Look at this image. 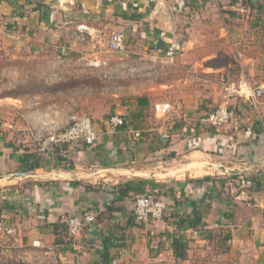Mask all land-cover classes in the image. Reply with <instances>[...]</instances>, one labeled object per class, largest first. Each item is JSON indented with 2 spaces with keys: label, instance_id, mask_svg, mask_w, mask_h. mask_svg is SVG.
I'll use <instances>...</instances> for the list:
<instances>
[{
  "label": "crops",
  "instance_id": "1",
  "mask_svg": "<svg viewBox=\"0 0 264 264\" xmlns=\"http://www.w3.org/2000/svg\"><path fill=\"white\" fill-rule=\"evenodd\" d=\"M42 3L0 1V116L11 125L0 127V218L15 227L1 264H169L178 236L264 264V95L226 90L264 86V0ZM78 24L95 34L76 40ZM114 31L124 51H109ZM176 40L182 54L165 57ZM225 101L233 117L210 127ZM72 115L90 117L94 145L42 151L25 132L62 128ZM110 115L126 126L111 130ZM140 179L166 202L144 224L131 215L134 195L116 194ZM85 211L92 231L69 236L65 219ZM186 217L195 226L179 223Z\"/></svg>",
  "mask_w": 264,
  "mask_h": 264
},
{
  "label": "built area",
  "instance_id": "2",
  "mask_svg": "<svg viewBox=\"0 0 264 264\" xmlns=\"http://www.w3.org/2000/svg\"><path fill=\"white\" fill-rule=\"evenodd\" d=\"M13 34L15 29H10ZM95 34L94 30L84 24H78L75 28V39L84 41L85 36ZM108 49L111 52H121L126 49L123 41V35L119 31H114L109 35ZM184 47L179 41H170L164 50L165 57H175L181 55ZM229 93L239 94L242 97H260L264 95V86L249 87L245 82H241L238 88L226 89ZM156 112L165 113L171 109L169 103H156L153 106ZM233 117L232 110L225 101L223 104L216 106L207 115V124L213 128H219L225 125ZM107 125L111 130L117 127L126 126V119L120 115H110ZM0 127L11 128V125L5 122L0 116ZM134 136L138 137L139 132L128 129ZM25 132L35 142L42 151L61 149L64 145L83 143L90 147L95 144L98 135L93 127L92 120L89 116L72 115L69 121L62 128H48L44 130H33L25 128ZM166 209V202L163 199H154L147 193L137 195L132 202L131 215L138 224H144L149 219H160ZM95 217L90 212L71 215L65 219L66 231L69 236L74 237L83 230L92 231V224ZM15 234V227L0 218V244L5 237H11ZM35 244V243H33Z\"/></svg>",
  "mask_w": 264,
  "mask_h": 264
},
{
  "label": "rangeland",
  "instance_id": "3",
  "mask_svg": "<svg viewBox=\"0 0 264 264\" xmlns=\"http://www.w3.org/2000/svg\"><path fill=\"white\" fill-rule=\"evenodd\" d=\"M10 3H15V7H17V4L19 1L23 0H9ZM25 1V0H24ZM34 1V0H32ZM18 10V9H17ZM20 11L18 10V13ZM12 29V28H11ZM13 70V68H12ZM152 197L157 198V195L154 194ZM214 247L212 241H204V242H199L198 245L194 244H187V249H186V255L184 259H179L175 261H170L169 264H256V262L253 260V253L252 252H244L245 253V261H241V252L239 251H234V256H225V257H220L219 254L223 255L226 254L228 246L222 244V243H214ZM189 250V251H188ZM211 253L213 255H219V258H215L214 256L211 257ZM232 253V255H233ZM190 255V256H188ZM200 255V256H197ZM237 255V257L235 256ZM231 258V259H230ZM230 259V260H229ZM151 264H158V260L150 262ZM164 264H168L166 260L163 261ZM1 264V262H0Z\"/></svg>",
  "mask_w": 264,
  "mask_h": 264
},
{
  "label": "trees",
  "instance_id": "4",
  "mask_svg": "<svg viewBox=\"0 0 264 264\" xmlns=\"http://www.w3.org/2000/svg\"><path fill=\"white\" fill-rule=\"evenodd\" d=\"M0 1H3V0H0ZM25 2H26V4H32L33 7H35V8H37V7L40 8L43 5L42 0H34V1L25 0ZM6 25H9V27H14L9 22H7ZM146 185L151 187L154 185V183L150 180H142V179L134 180V181H131V180L126 181V182L118 185V187L116 189V194H118V196H128L131 193L134 195L132 197L133 198L132 202H133L137 195H141V194L146 193V188H145ZM147 194H149V193H147ZM154 199H157V198H154ZM184 222H186L189 227H193L196 224V220H195V222H193V220H190L188 217L179 221L180 224L184 223ZM228 238H229L228 236H225L224 239H228ZM171 246H172V252H173L174 257L176 259H184L185 255H186L187 241L182 236L173 237L172 242H171ZM102 260H104L103 254H102Z\"/></svg>",
  "mask_w": 264,
  "mask_h": 264
},
{
  "label": "water",
  "instance_id": "5",
  "mask_svg": "<svg viewBox=\"0 0 264 264\" xmlns=\"http://www.w3.org/2000/svg\"><path fill=\"white\" fill-rule=\"evenodd\" d=\"M221 170L230 172V170L224 169L223 167H220Z\"/></svg>",
  "mask_w": 264,
  "mask_h": 264
}]
</instances>
